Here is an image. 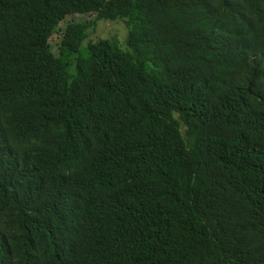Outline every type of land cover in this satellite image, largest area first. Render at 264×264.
Returning <instances> with one entry per match:
<instances>
[{
    "label": "trees",
    "instance_id": "1",
    "mask_svg": "<svg viewBox=\"0 0 264 264\" xmlns=\"http://www.w3.org/2000/svg\"><path fill=\"white\" fill-rule=\"evenodd\" d=\"M0 264H264V0H0Z\"/></svg>",
    "mask_w": 264,
    "mask_h": 264
},
{
    "label": "rangeland",
    "instance_id": "2",
    "mask_svg": "<svg viewBox=\"0 0 264 264\" xmlns=\"http://www.w3.org/2000/svg\"><path fill=\"white\" fill-rule=\"evenodd\" d=\"M95 14H84V15H75V18L87 20L92 18ZM126 18H118V19H98L95 24H93L89 28V39H97L100 37H106L109 39L117 40V44L123 46V42L127 36H129V29L127 27ZM60 31L56 32L51 41L53 43L58 42L60 40ZM86 44V43H84Z\"/></svg>",
    "mask_w": 264,
    "mask_h": 264
}]
</instances>
